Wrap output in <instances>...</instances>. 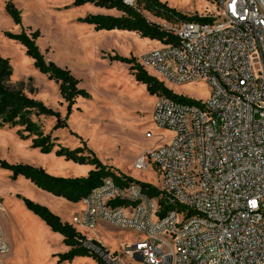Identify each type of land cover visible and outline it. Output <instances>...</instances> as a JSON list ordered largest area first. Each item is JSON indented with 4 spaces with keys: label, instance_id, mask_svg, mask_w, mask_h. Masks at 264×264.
<instances>
[{
    "label": "built area",
    "instance_id": "built-area-1",
    "mask_svg": "<svg viewBox=\"0 0 264 264\" xmlns=\"http://www.w3.org/2000/svg\"><path fill=\"white\" fill-rule=\"evenodd\" d=\"M211 1L218 10L213 23L169 26L178 45L138 61L166 85L210 86L200 106L156 98L153 123L173 137L133 166H156L159 189L184 210L161 218L158 199L109 178L71 221L80 232L102 222L135 232L122 256L140 264H264V0ZM92 241L83 246L104 264H124ZM9 253L0 227V256Z\"/></svg>",
    "mask_w": 264,
    "mask_h": 264
},
{
    "label": "rangeland",
    "instance_id": "rangeland-1",
    "mask_svg": "<svg viewBox=\"0 0 264 264\" xmlns=\"http://www.w3.org/2000/svg\"><path fill=\"white\" fill-rule=\"evenodd\" d=\"M8 1L22 12V26L16 25L6 13ZM161 1L188 17H212L218 13L210 0ZM73 2L0 0V56L10 59L13 71L10 85L15 89L21 88L26 95L44 103L62 118L67 116V106L56 83L35 69L33 60L26 55L22 45L5 36L6 33L20 34L23 29L28 34L39 31L41 36L37 46L41 53L48 61L68 69L81 81L80 87L91 96L77 101L68 118L67 128L53 132L60 147L74 150L86 146L116 172L159 187L161 174L156 166L149 163V168L142 171L134 170L133 166L149 150L168 144L173 133L161 130L153 123L156 97L135 80L127 64L112 62L110 57H135L139 61L142 55L161 46L133 32H96L93 26L79 20L103 14V10L91 4L75 7ZM145 16L164 29L177 26L146 13ZM150 74L154 76L152 71ZM166 86L175 94L196 101L204 102L210 96V86L204 80L183 86L169 83ZM55 121V118L46 117L39 119L38 123L48 134ZM18 130L0 128V161L33 166L62 178H83L93 169L91 165L68 162L55 152L42 154L31 148L30 140L21 139ZM148 132L154 137L147 138ZM10 176L9 170L0 167V227L10 248L8 255L0 256V264H56L54 255L66 252L61 235L52 232L29 211L22 198L45 207L51 206L70 223L73 217L83 213V206L49 195L24 179L12 181ZM81 233L111 253H117L124 264H140L122 256L139 237L135 232L102 222L94 230ZM68 264L96 263L91 258H79Z\"/></svg>",
    "mask_w": 264,
    "mask_h": 264
},
{
    "label": "trees",
    "instance_id": "trees-1",
    "mask_svg": "<svg viewBox=\"0 0 264 264\" xmlns=\"http://www.w3.org/2000/svg\"><path fill=\"white\" fill-rule=\"evenodd\" d=\"M87 4L105 10H115L122 14L120 17L89 15L79 20L81 23L93 26L96 32H133L139 34L143 39L158 42L160 46L178 45V38L159 24L150 22L145 13L155 19L175 25L182 22L201 24L214 22V18L208 16H185L161 0H133V5L126 4L124 0H74L73 2L75 7ZM5 11L16 25L22 26V12L14 6L12 1L6 3ZM5 36L22 45L25 48L26 55L33 60L35 69L45 75L49 81L56 83L60 96L66 103L67 116L62 118L58 112L48 108L44 103L26 95L21 88H12L10 81L13 71L10 59L0 56V128H18V136L23 140H30L31 148L39 150L42 154L49 155L55 152L57 156L65 158L68 162L93 167L87 177L62 178L52 176L45 170L33 166L0 161V167L11 172L10 179L12 181L23 177L43 192L76 205L99 188L106 179L111 178L121 187L135 183L141 187L143 193L149 198L158 199L160 207L158 215L161 218L170 211L184 210V207L179 204L171 205L159 187L120 174L105 165L88 147L84 146L74 150L60 147V144L57 143L58 138L52 135L53 132L67 128L68 118L72 114L77 101L90 99L91 96L85 89L80 87L81 81L75 78L68 69H63L54 62L48 61L45 55L41 53L37 46V40L41 36L39 31L28 34L23 29L20 34L6 33ZM110 60L127 64L131 75L138 83L146 86L151 96L156 98L167 97L188 105L200 106L201 104L200 101L175 94L165 83L148 73L135 57L125 58L115 55L110 57ZM46 117L56 119L51 132L48 134L44 132L42 126L38 123L39 119ZM56 148L57 150H55ZM22 201L26 208L39 217L52 232L61 235L63 238L62 243L68 248V251L54 255L57 258L56 264L72 263L76 258H91L96 264H104L96 254L83 246L87 241V237L70 223L63 222L59 216L45 206L25 198H22ZM92 243L100 246L95 240Z\"/></svg>",
    "mask_w": 264,
    "mask_h": 264
},
{
    "label": "crops",
    "instance_id": "crops-1",
    "mask_svg": "<svg viewBox=\"0 0 264 264\" xmlns=\"http://www.w3.org/2000/svg\"><path fill=\"white\" fill-rule=\"evenodd\" d=\"M100 10H103L102 12H103V14H96V15H109V16H113V17H120L122 14L121 13H119V12H117V11H115V10H105V9H101V8H99ZM152 23H156V24H158L157 22H152ZM106 32V31H105ZM137 34V33H136ZM139 35V34H138ZM140 36V35H139ZM154 42H156V41H154ZM158 43V42H157ZM159 44V43H158ZM160 45V44H159ZM47 172V171H46ZM88 174H89V172H88ZM88 174H86L85 175V177H87L88 176ZM24 178L23 177H19L16 181L18 182V181H21V180H23ZM25 180V179H24ZM27 181V180H26ZM28 182V181H27ZM30 183V182H29ZM31 184V183H30ZM50 195V194H49ZM43 204V203H42ZM75 205V204H74ZM48 206V207H47ZM46 207L49 209V210H51L54 214H56L57 216H59L60 218H61V220L63 221V222H66V223H70L69 221H67V220H64L63 219V217L60 215V214H58V213H56L54 210H53V208L51 207V206H49V205H47ZM71 224V223H70ZM62 240H63V238H62ZM66 248V247H65ZM68 251V248H66V252ZM76 259H79V258H76ZM75 259V260H76ZM74 260V261H75ZM63 264H68V263H63Z\"/></svg>",
    "mask_w": 264,
    "mask_h": 264
},
{
    "label": "bare ground",
    "instance_id": "bare-ground-1",
    "mask_svg": "<svg viewBox=\"0 0 264 264\" xmlns=\"http://www.w3.org/2000/svg\"><path fill=\"white\" fill-rule=\"evenodd\" d=\"M129 2H133V0H128Z\"/></svg>",
    "mask_w": 264,
    "mask_h": 264
},
{
    "label": "water",
    "instance_id": "water-1",
    "mask_svg": "<svg viewBox=\"0 0 264 264\" xmlns=\"http://www.w3.org/2000/svg\"><path fill=\"white\" fill-rule=\"evenodd\" d=\"M126 3V2H125Z\"/></svg>",
    "mask_w": 264,
    "mask_h": 264
}]
</instances>
